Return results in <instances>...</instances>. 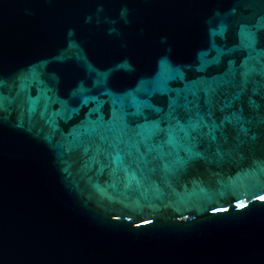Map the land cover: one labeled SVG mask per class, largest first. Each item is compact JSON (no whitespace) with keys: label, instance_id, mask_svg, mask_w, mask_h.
<instances>
[{"label":"water","instance_id":"water-1","mask_svg":"<svg viewBox=\"0 0 264 264\" xmlns=\"http://www.w3.org/2000/svg\"><path fill=\"white\" fill-rule=\"evenodd\" d=\"M260 196L264 0H0V264H264Z\"/></svg>","mask_w":264,"mask_h":264},{"label":"snow or ice","instance_id":"snow-or-ice-1","mask_svg":"<svg viewBox=\"0 0 264 264\" xmlns=\"http://www.w3.org/2000/svg\"><path fill=\"white\" fill-rule=\"evenodd\" d=\"M259 199L264 200V196H260ZM240 207H245L244 203H240L239 205ZM215 210V209H214ZM148 221H145V223H147Z\"/></svg>","mask_w":264,"mask_h":264}]
</instances>
